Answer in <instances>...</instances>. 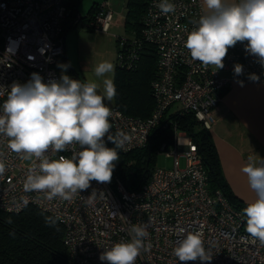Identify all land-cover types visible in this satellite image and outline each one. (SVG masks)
<instances>
[{"label":"built area","instance_id":"obj_1","mask_svg":"<svg viewBox=\"0 0 264 264\" xmlns=\"http://www.w3.org/2000/svg\"><path fill=\"white\" fill-rule=\"evenodd\" d=\"M169 2L175 11L165 15L157 7L160 0H148L140 37L120 38V62L130 63L137 58L144 43L152 45L156 53V76L151 81L154 105L149 115H131L109 106L111 134L127 137L118 148L121 151L146 145L152 129L168 123L163 118L175 102L179 103L175 110L192 112L210 129L215 120L213 108L231 81L264 83V66L245 51L247 42H238L228 50L222 68L227 74H220L215 66L205 69L194 61L184 41L205 14L203 2ZM69 13L63 0H0V114L14 83L26 84L33 73L45 83L60 80L55 63L64 52L67 20L72 17L71 24L80 22L106 31L113 19L106 1L98 3L86 19ZM237 63L243 66L241 75L234 73ZM250 74L259 80L249 79ZM104 142L106 147L115 146L107 136ZM7 145L8 138L0 135V160L6 166L0 175V209L17 212L31 204L59 218L67 264H107L99 259L101 253L117 242L130 241L129 229L134 224H147L145 244L149 246L141 251L135 264H181L173 249L189 232L202 233L210 260L187 264H264V244L253 241L245 231L242 210L220 188L210 189L195 143L184 131L175 129L172 143L160 144V150L172 156V166H154L139 188H126L114 169L110 182L92 181L87 190L68 201L49 200L44 193L25 190L29 169L39 171V161L22 159ZM76 148L79 150L78 145ZM46 155L56 159L60 155L70 157L72 152L53 153L50 149ZM180 156L184 157L183 165Z\"/></svg>","mask_w":264,"mask_h":264},{"label":"clouds","instance_id":"obj_2","mask_svg":"<svg viewBox=\"0 0 264 264\" xmlns=\"http://www.w3.org/2000/svg\"><path fill=\"white\" fill-rule=\"evenodd\" d=\"M203 3L207 11L184 41L191 58L205 69L210 66L222 69L228 50L238 42H247L245 51L264 66V0H203ZM157 7L165 15L175 11L169 0H160ZM61 67L66 70L67 66ZM234 73L241 75L243 66L235 64ZM94 76L97 80L81 81L62 75L59 81L45 83L38 73H33L26 84L11 86L2 105L0 135L8 138V148L22 159L39 161V171L29 169L25 190L44 193L49 200L68 201L87 190L92 181H111L115 162L119 160L116 149L123 146L127 137L123 133L115 137L111 134L112 111L105 103L116 96L114 65L100 62L94 68ZM249 79L258 81L259 77L250 74ZM239 83L243 86V81ZM106 136L115 147L105 146ZM50 149L53 153L71 150L72 155L50 159L46 155ZM248 159L241 171L256 198L242 210L246 217L245 231L253 241L264 244V159L259 163L252 157ZM5 170L0 160V175ZM57 219L46 217L45 222L55 226ZM129 236L130 241L115 243L99 259L107 264H135L141 251L149 247L145 244L147 224L132 225ZM173 254L181 264L210 260L200 232L187 233Z\"/></svg>","mask_w":264,"mask_h":264},{"label":"trees","instance_id":"obj_3","mask_svg":"<svg viewBox=\"0 0 264 264\" xmlns=\"http://www.w3.org/2000/svg\"><path fill=\"white\" fill-rule=\"evenodd\" d=\"M78 1L63 0L71 16L77 13ZM98 3L94 1L87 13L81 16L86 19L93 15ZM147 3L148 0L125 1L123 26L128 36L140 37ZM72 26L75 25L69 24L67 20L64 32ZM122 46L118 40L114 69L116 86L114 105L127 114L145 117L149 115L154 105L151 81L156 76L155 49L152 45L144 43L140 47L139 56L129 63L123 60L120 62ZM61 65H66V70ZM55 66L59 70L60 78L62 75H68L72 79L82 81L66 59L65 50L58 56ZM164 120L168 123L153 128L146 145L128 151L116 149L119 160L115 162V173L126 188H139L148 180L160 144L172 143L176 129L184 131L195 143L210 189L220 188L236 208L243 210L249 203L240 199L229 188L222 173L210 129L199 122L192 112L168 110ZM46 217L55 219L51 214L35 206H27L17 212L0 209V264H67V249L62 242L63 226L58 220L55 226H50L45 222ZM244 218L246 228V217Z\"/></svg>","mask_w":264,"mask_h":264},{"label":"crops","instance_id":"obj_4","mask_svg":"<svg viewBox=\"0 0 264 264\" xmlns=\"http://www.w3.org/2000/svg\"><path fill=\"white\" fill-rule=\"evenodd\" d=\"M203 8L206 12L204 3ZM124 14L122 20L113 16L111 26L119 22L123 24ZM219 71L222 75L227 74L226 70ZM213 115L215 120L210 131L223 176L236 196L251 203L256 195L241 169L249 162V157L256 163L264 159V83L243 81L240 86L239 80L231 81L222 90Z\"/></svg>","mask_w":264,"mask_h":264},{"label":"rangeland","instance_id":"obj_5","mask_svg":"<svg viewBox=\"0 0 264 264\" xmlns=\"http://www.w3.org/2000/svg\"><path fill=\"white\" fill-rule=\"evenodd\" d=\"M93 1H98L99 3L106 1L111 4L110 7L112 9L114 19L122 20L125 0H79L77 3V13L85 15ZM69 20H72V17ZM73 25L75 26L68 29L66 34L64 32V50L66 59L71 64L73 71L77 74V76H79L82 81L97 80L94 76V68L97 64L104 61L112 63L115 69L118 40L128 35L123 24L119 22L114 26H110L106 31L85 27L80 22ZM102 91L103 86L101 84L100 92L102 93ZM105 103L108 106H112L114 105V100H105ZM178 107L179 103L175 102L169 110L173 111ZM168 150L169 148H166V151ZM179 161L180 164L183 165L184 157L180 156ZM154 166H163L167 168L171 167L172 156H167L165 150H158ZM27 206L35 205L30 204Z\"/></svg>","mask_w":264,"mask_h":264},{"label":"water","instance_id":"obj_6","mask_svg":"<svg viewBox=\"0 0 264 264\" xmlns=\"http://www.w3.org/2000/svg\"><path fill=\"white\" fill-rule=\"evenodd\" d=\"M78 11V10H77ZM148 159V158H147ZM145 169H147V166H146V168Z\"/></svg>","mask_w":264,"mask_h":264}]
</instances>
